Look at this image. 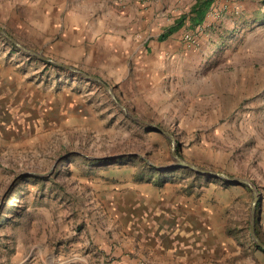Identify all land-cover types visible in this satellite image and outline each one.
Wrapping results in <instances>:
<instances>
[{"label":"rangeland","instance_id":"rangeland-1","mask_svg":"<svg viewBox=\"0 0 264 264\" xmlns=\"http://www.w3.org/2000/svg\"><path fill=\"white\" fill-rule=\"evenodd\" d=\"M0 1V27L17 40L100 76L135 115L174 132L187 160L251 179L264 241V0H215L203 24L187 23L165 39L197 0H60L121 23L131 56L118 82L82 49L44 44L47 34L83 28L63 15L48 21L43 7L55 0ZM106 37L90 30L84 45ZM0 48L15 64L10 96L0 99V264H182L186 254L189 264H264L250 232V187L192 169L161 171L150 162H174L171 139L128 116L102 84L45 63L2 34ZM146 68L158 77L148 86ZM28 83L45 91L92 83L89 105L42 102L38 88L30 107ZM178 223H200L207 246L171 248L159 229ZM227 240L238 247L224 248Z\"/></svg>","mask_w":264,"mask_h":264},{"label":"crops","instance_id":"crops-1","mask_svg":"<svg viewBox=\"0 0 264 264\" xmlns=\"http://www.w3.org/2000/svg\"><path fill=\"white\" fill-rule=\"evenodd\" d=\"M9 3L11 5V0H9ZM8 3H5L7 6ZM4 3L0 1V7ZM43 14L45 15L46 19L48 21H54L56 22V19L58 16L61 17V15L64 16V18H71L73 22L78 25L77 27L83 25L82 30H80L78 33H71L65 37H62L61 35H57L54 37H51L49 34L43 36L44 38V44L46 45H53L55 48L63 49L67 48L69 49L70 53H75L77 50H83L85 51V58L91 63L95 62L96 60H99L100 62L104 64V66L107 67V70L110 72V75L117 79L116 82H118V78L123 77V71L127 69V65H129V61H127V57L131 56V45L129 44V41H125L126 38L124 37L125 31H122V28L120 26V22H118L114 17H108L102 18L100 12H95L92 14L91 17H89V14L91 12H87L83 8H78L75 1L69 2V3H61L60 0H55L52 3V6L45 3V6L43 7ZM98 14V15H97ZM58 15V16H57ZM112 18V19H111ZM90 30L97 31L98 35L105 34L107 37L104 39L103 42H96L95 44H92L86 49L85 40H87ZM48 31V30H47ZM88 31V32H87ZM105 31V33H104ZM74 32V31H73ZM87 34V35H86ZM1 49V48H0ZM1 51V50H0ZM87 51V52H86ZM10 57V58H9ZM18 62L16 65L17 68H21L22 65ZM15 65L13 63V55L8 56V50L4 53L1 52L0 55V99L4 97H9L11 93V85H8L7 81L9 79V69ZM147 68L145 69V71ZM144 71V72H145ZM33 71H30V74ZM150 72V71H149ZM141 74V72H140ZM145 75L148 76V72H145ZM32 76L30 75L29 79ZM140 77H138L139 80ZM147 86L149 83L156 82L158 80L157 76H148ZM30 81V80H29ZM2 83H5V86L2 85ZM92 84V83H90ZM88 83L85 84H78L75 83V85L72 86H63V88L56 90V87L53 86H46V89H51L52 93L46 92L43 87H36L34 83H28L27 90L28 94L27 96V104L32 107L36 106V100L32 96V92L34 90L39 89V101L47 100L49 98H53L52 103L62 104L63 106L67 107L70 106V109L76 107L78 109L83 110L85 107L89 105L87 102L86 97L89 98L86 94V88H90ZM10 92H9V90ZM164 89V88H162ZM94 90V89H93ZM92 91V90H91ZM166 94L168 97H171V93H169L168 89L166 88ZM36 97V96H35ZM44 97H46L44 99ZM43 102V101H42ZM168 101V107L173 106L174 104L172 102ZM192 112V111H191ZM189 111V113H191ZM198 189V188H197ZM200 191V189L198 190ZM182 196V195H181ZM184 197H177L173 200V202L176 201H184ZM178 210L176 208H172L170 210V213L172 216H175L174 214H177ZM198 212V210H197ZM160 233H166L167 236L171 239V244L169 245L171 248H180V249H188V248H194V249H200L202 247H206L205 244L206 237H205V231L204 227L200 223L195 224H185V223H178L176 225L172 224L169 228L166 226L164 229H159ZM228 242L229 245L226 243ZM224 246V248L230 246V244H234V247H238L235 241L227 240L222 241L220 243ZM220 245V246H221ZM238 251L234 252V254H237ZM183 258L186 254L183 251ZM230 255V251L225 253V257ZM188 255L186 254L185 260L182 259V264H189V261L186 259ZM220 261V260H217Z\"/></svg>","mask_w":264,"mask_h":264},{"label":"water","instance_id":"water-1","mask_svg":"<svg viewBox=\"0 0 264 264\" xmlns=\"http://www.w3.org/2000/svg\"><path fill=\"white\" fill-rule=\"evenodd\" d=\"M0 34H2L10 42L14 43L21 50L25 51L28 54L39 57L40 59H43L45 61L53 62V63H55V64H57L63 68H66V69L72 71L73 73L83 75L86 79L99 82L100 84H102L105 87V89L108 91V93L114 99V101L121 107V109L128 116H130L131 118H133V119H135V120H137V121H139L145 125H149L153 129L159 130L160 132L167 135L171 139V152H172L174 162L169 164V165H165V166H158L157 164L150 162L151 165L155 166L156 168L160 169L161 171H169V170L176 169V168H189V169H192L198 173L205 174L209 178H221V179H224L228 182L237 183V184H245L248 187H250L252 192H253L250 232H251V235H252L254 241L256 242L257 246L264 249V241L259 236V234L257 232V227H256V206H257V203L261 201V199L259 197V191L251 179H249L247 177H243V176L232 175V174H229V173L224 172V171L215 170L213 168L204 167V166L196 164L193 161L187 160L186 158H184L179 153V149H178L179 141L177 140L174 132L168 131L157 123L149 122V121L144 120V119L138 117L137 115H135L131 110L128 109V107L125 104H123L117 98V95L113 90V87L108 82H106L104 79H102L100 76L88 73L85 70L80 69L79 67H76L74 65L63 63V62H60V61L55 60L53 58H50V57L44 55L42 52L37 51L31 47H28L27 45L23 44L22 42L17 40L15 37H13L11 34H9L6 31V29L3 27H0Z\"/></svg>","mask_w":264,"mask_h":264},{"label":"trees","instance_id":"trees-1","mask_svg":"<svg viewBox=\"0 0 264 264\" xmlns=\"http://www.w3.org/2000/svg\"><path fill=\"white\" fill-rule=\"evenodd\" d=\"M214 2H215V0H197L188 13L182 14L181 16H179L175 20V22L172 25L167 27L166 31L161 35V38L165 39V38L171 36L172 34L179 31L181 28H183L187 23H190L191 25H194V26L203 24L206 21V18L208 16V12L211 9ZM45 63H49V62L45 61ZM153 169H155V168H153ZM185 169H189V168H185ZM165 172H167V171H165ZM161 174H162V172H161ZM167 178H168V176L163 175L162 177H159L158 182L161 184ZM225 182H226V184L231 183L228 181H225Z\"/></svg>","mask_w":264,"mask_h":264}]
</instances>
